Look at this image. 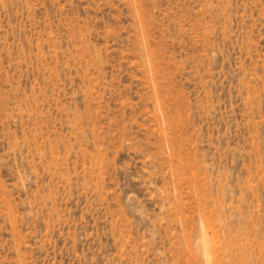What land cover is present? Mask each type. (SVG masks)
<instances>
[{"label":"rangeland","instance_id":"obj_1","mask_svg":"<svg viewBox=\"0 0 264 264\" xmlns=\"http://www.w3.org/2000/svg\"><path fill=\"white\" fill-rule=\"evenodd\" d=\"M0 264H264V0H0Z\"/></svg>","mask_w":264,"mask_h":264}]
</instances>
